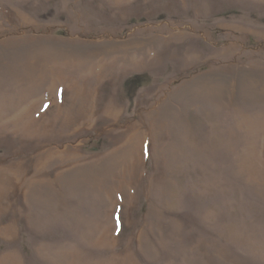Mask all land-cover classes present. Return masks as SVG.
<instances>
[{
  "label": "rangeland",
  "instance_id": "374dc122",
  "mask_svg": "<svg viewBox=\"0 0 264 264\" xmlns=\"http://www.w3.org/2000/svg\"><path fill=\"white\" fill-rule=\"evenodd\" d=\"M124 263L264 264V0H0V264Z\"/></svg>",
  "mask_w": 264,
  "mask_h": 264
},
{
  "label": "bare ground",
  "instance_id": "6f19581e",
  "mask_svg": "<svg viewBox=\"0 0 264 264\" xmlns=\"http://www.w3.org/2000/svg\"><path fill=\"white\" fill-rule=\"evenodd\" d=\"M126 55V54H125ZM124 56V55H123ZM134 57V56H133ZM133 57H132V60H133ZM131 58V57H130ZM135 58V57H134ZM136 59V58H135ZM120 60V59H119ZM122 60V59H121ZM129 60V59H128ZM138 60V59H137ZM76 61V60H75ZM85 61V60H84ZM87 61H88V59H87ZM131 61V60H130ZM138 61H140V60H138ZM138 61H132L133 62V66H136L137 67V65H138ZM150 61H152V60H150ZM85 63V62H84ZM87 63H89V62H86L85 64H87ZM91 63V62H90ZM89 63V64H90ZM140 63V62H139ZM127 64V63H126ZM145 64V63H144ZM94 65V64H93ZM132 65V64H131ZM115 66H116V61H110V63L108 62H105L102 66H100L98 69H95V68H91V67H88L87 69H89L90 70V73H89V76L92 78L91 79V84H92V82L94 81H96V80H102V77H103V75H105L106 74V76L107 75H109V76H111L113 73L114 74H116V71H115V69H118V68H115ZM128 66H129V64H128ZM93 67V66H92ZM121 67V66H120ZM131 67V66H130ZM126 68H128V67H126ZM125 70V69H124ZM88 72V71H87ZM103 73V74H102ZM95 74H97V75H95ZM94 76V77H93ZM112 78V77H111ZM114 78V77H113ZM107 80V79H106ZM112 80V79H111ZM73 81H75V80H73ZM72 81V82H73ZM108 81V80H107ZM86 83H90L89 82V80H87V82ZM85 83V84H86ZM115 83V82H114ZM86 86V85H85ZM115 86V85H114ZM95 93V92H94ZM97 100V99H96ZM83 101V100H82ZM93 101V100H92ZM94 102V101H93ZM98 102V101H97ZM109 104V103H108ZM113 104V103H112ZM93 106V105H92ZM115 108L117 107V106H114ZM113 107V108H114ZM31 135V134H30ZM146 139V138H145ZM152 139V138H151ZM118 141V140H117ZM130 149V151H129V153L128 154H130L131 156L130 157H132L133 156V149H132V146L129 148ZM136 154V153H135ZM128 158V157H127ZM119 175V174H118ZM121 175V174H120ZM140 179V178H139ZM130 183V182H129ZM126 186V185H125ZM97 190V189H96ZM99 190V189H98ZM105 190V189H104ZM136 190V189H135ZM134 193V192H133ZM121 194V193H120ZM136 194V193H135ZM138 195V194H137ZM137 195H135V196H137ZM130 197V196H129ZM113 198V197H112ZM124 198V197H123ZM136 199V198H135ZM128 200V199H127ZM114 201V200H113ZM150 207V206H149ZM153 210V209H152ZM91 216H94L93 214L91 215ZM109 216V215H108ZM94 218H95V216H94ZM89 219V218H88ZM150 220V219H149ZM148 220V221H149ZM90 221V220H89ZM92 222V221H91ZM110 226V225H109ZM108 226V227H109ZM103 227V226H102ZM106 229V228H105ZM144 229V228H143ZM85 230V229H84ZM90 230V229H89ZM104 231V230H103ZM109 231V230H108ZM150 231V230H149ZM176 231V230H175ZM92 233V232H91ZM151 233V232H150ZM179 233V232H178ZM152 234V233H151ZM79 235V234H78ZM139 237V236H138ZM86 239V238H85ZM151 239V238H150ZM88 242V241H87ZM151 242V241H150ZM157 244V243H156ZM121 245V244H120ZM162 245V244H161ZM78 247V246H77ZM70 248V247H69ZM89 248V247H88ZM91 248V247H90ZM154 251V250H153ZM122 253V252H121ZM95 255V254H94ZM102 259V258H101ZM106 259V258H105ZM69 261V260H68ZM96 261V260H95ZM106 263V262H105ZM125 264V263H124Z\"/></svg>",
  "mask_w": 264,
  "mask_h": 264
}]
</instances>
